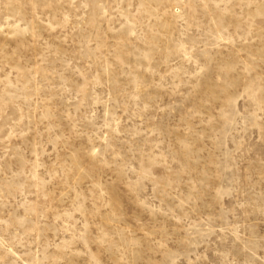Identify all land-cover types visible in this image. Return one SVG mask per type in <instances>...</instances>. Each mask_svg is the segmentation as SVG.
<instances>
[{"label": "rangeland", "instance_id": "374dc122", "mask_svg": "<svg viewBox=\"0 0 264 264\" xmlns=\"http://www.w3.org/2000/svg\"><path fill=\"white\" fill-rule=\"evenodd\" d=\"M0 264H264V0H0Z\"/></svg>", "mask_w": 264, "mask_h": 264}]
</instances>
